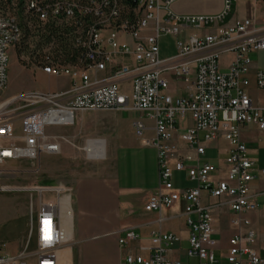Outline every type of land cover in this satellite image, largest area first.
Segmentation results:
<instances>
[{"label":"built area","instance_id":"built-area-1","mask_svg":"<svg viewBox=\"0 0 264 264\" xmlns=\"http://www.w3.org/2000/svg\"><path fill=\"white\" fill-rule=\"evenodd\" d=\"M176 1L0 0V193L15 190L2 183L4 169L11 162L61 151L65 138L49 128L72 125L84 111H142L155 121V136L145 142L157 148L160 170L159 186L144 209L161 212L183 202L187 254L197 257L200 264L220 260L264 264V253L247 216L260 209L250 187L257 176L264 180V167L257 166L241 133L246 125L264 133V105L248 92L251 72L256 87L264 91V66H254L251 56L262 52L264 60V25L255 17L226 22L235 0H223L217 14L176 13L172 9ZM35 24L55 25L68 40L73 61L63 60V54H45L38 65L47 75L68 77L70 84L60 90H25L2 97L9 83L10 50L20 57L18 49ZM185 28L199 32L177 39L175 59H160V37L179 35ZM225 53L233 57L223 71ZM168 73L185 81L186 95L169 92ZM134 129L144 138L147 127L143 122L135 121ZM176 137L183 142L185 153ZM220 137L230 143L224 161L226 177L214 178L220 167L202 162L201 157ZM182 170L197 186H174L173 172ZM21 189L31 199L28 242L34 241L35 250L7 255L0 232V264H59L58 251L68 241L61 212L67 202L65 213L71 214V189L55 185ZM203 192L210 198L228 197L236 231L226 248L215 236L213 206L202 201ZM45 194L52 196L45 199ZM34 197L40 200L36 210ZM138 237L129 230L119 242L122 245ZM179 239L173 232H152L153 253L144 257L128 252L121 264H183L167 255Z\"/></svg>","mask_w":264,"mask_h":264},{"label":"crops","instance_id":"crops-1","mask_svg":"<svg viewBox=\"0 0 264 264\" xmlns=\"http://www.w3.org/2000/svg\"><path fill=\"white\" fill-rule=\"evenodd\" d=\"M250 1L244 0L243 3L247 4ZM172 9L180 14H217L223 9V0H177L173 3ZM250 14V11L236 7V14H232L231 11L226 22L232 23L234 19L248 17ZM258 23L264 25V20L261 19ZM211 30L213 29H206L205 32ZM196 32L199 31L185 28L179 35H162L160 59H175L178 54L177 39L186 38L188 34ZM172 39L175 40L173 44ZM251 56L263 58V53H253ZM232 57L231 53L222 55V68L227 69ZM256 64L254 61V66ZM168 77L170 93L174 95L188 93L187 84L183 79L171 73H168ZM14 93L16 92H8L6 95L10 96ZM255 101L260 103L258 100ZM116 111L119 114L118 127L114 136L107 140L113 169L109 174L87 176L77 182L70 203L71 214L66 215L61 212V223L67 232L68 241L58 251L59 264H121L128 252L140 253L148 257L153 253L151 234L155 231L173 232L180 236L179 241L168 248L167 255L171 260H179L183 264H200L197 257L187 254L188 228L183 213V202L161 212L144 209L148 197L160 183L158 150L152 144L145 142V139L150 140L155 136L154 119L148 117L145 112L133 109ZM137 120L147 127L144 138L132 134L134 122ZM147 120L151 123L147 124ZM189 123L192 124L190 120ZM146 133L150 135L146 136ZM241 133L250 155L257 161V166L264 167V162H260L256 155L260 144L264 149V133L252 125L243 126ZM224 139L220 137L208 145L205 155L215 148L219 150V142ZM176 141L179 142L180 151L185 153L187 150L183 142L178 137ZM229 147L230 143L225 147L226 154ZM205 155L204 158L201 157L202 162L214 163L212 158H205ZM194 163L195 161L191 164ZM220 169L214 178L226 177L224 166ZM177 175L182 176L189 183L183 188L197 186L196 181L188 178L186 170L174 171L173 183ZM250 191L256 196L260 209L247 216L252 220V227L256 231L260 252L264 253V180L257 176L251 184ZM227 200L226 196L217 199L210 198L206 192L202 195V201L213 206L215 236L220 239L223 248L227 247L228 238L236 231L231 223L234 213L226 203ZM65 204L64 207H67V202H64ZM129 230L138 233L139 237L121 245L119 239L124 238ZM214 264L227 263L220 260Z\"/></svg>","mask_w":264,"mask_h":264},{"label":"rangeland","instance_id":"rangeland-1","mask_svg":"<svg viewBox=\"0 0 264 264\" xmlns=\"http://www.w3.org/2000/svg\"><path fill=\"white\" fill-rule=\"evenodd\" d=\"M243 2L244 0H235L232 14H236V7H241V9L251 12L248 17L255 15L257 19H260L258 22H261V19L264 20V0H251L247 4ZM173 41L175 40L172 39V44ZM253 60L260 67L264 66L262 56H253ZM222 70L226 71L224 68ZM249 78L248 92L262 106L264 104V91L256 87L253 72L250 73ZM69 84L70 79L68 77L47 75L40 70L38 62L33 58L22 53L17 59L14 51L10 50L9 83L1 96L6 97L8 92L19 93L25 90H60L68 87ZM146 122L147 124L151 123L149 120ZM118 123L119 114L116 110L80 112L77 114L74 124L49 128V131L65 138L60 152L41 154L37 159L16 160L5 167L2 183L6 187L15 188V190L0 193V232L4 243V253L15 256L22 252L27 254L35 250L34 241L28 242L31 199L29 193L21 188L31 185L64 186L70 188L73 194L75 186L81 178L109 174L113 169V163L107 140L116 133ZM132 134L136 136L134 128ZM149 135L150 133H146V136ZM94 139H104L106 151L103 157H90L84 150L87 145L86 142ZM228 143L225 139L221 140L219 142L220 149L215 148L209 151L205 158H212L213 164L223 168L226 158L225 147ZM256 155L260 162H264V149L261 144ZM186 184L189 183L182 176L177 175L176 179L174 178L175 187L183 188ZM51 196V194H45L44 198L49 199ZM39 203L40 200L34 197L35 210L38 209ZM26 260L32 262L33 258L28 257Z\"/></svg>","mask_w":264,"mask_h":264},{"label":"trees","instance_id":"trees-1","mask_svg":"<svg viewBox=\"0 0 264 264\" xmlns=\"http://www.w3.org/2000/svg\"><path fill=\"white\" fill-rule=\"evenodd\" d=\"M24 53L35 61L40 62L45 54L59 55L65 61H73L74 55L69 47V42L61 34L59 27L55 25L39 26L35 24L32 30H28L25 40L18 49L19 56Z\"/></svg>","mask_w":264,"mask_h":264},{"label":"bare ground","instance_id":"bare-ground-1","mask_svg":"<svg viewBox=\"0 0 264 264\" xmlns=\"http://www.w3.org/2000/svg\"><path fill=\"white\" fill-rule=\"evenodd\" d=\"M104 142H105L104 139L88 140L86 142L87 145L84 148V150L87 152L88 156L90 157H103L105 154V143ZM64 206H66V204L65 205L63 204V207H62V212H64L65 214L66 207Z\"/></svg>","mask_w":264,"mask_h":264}]
</instances>
